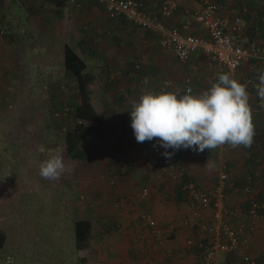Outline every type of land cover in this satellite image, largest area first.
<instances>
[{"label":"crops","instance_id":"0c3cea01","mask_svg":"<svg viewBox=\"0 0 264 264\" xmlns=\"http://www.w3.org/2000/svg\"><path fill=\"white\" fill-rule=\"evenodd\" d=\"M76 1L73 0V2ZM78 1L83 3V7H81L83 18L73 20L68 16H55V22L59 26L63 25L59 32L50 30L52 19H47L50 26L44 27V23L39 19L42 16L40 12L42 4L37 2L35 5L39 10L32 11L30 13L31 18H28L27 22L31 23L37 32H41V34H37L39 43H35L37 45L35 49L32 48L23 53V50H16L19 45L12 43V37H0V64L4 67L5 64L11 63L10 57H13L16 51L18 54H24L23 56L27 55V60L31 58L30 66L35 65L38 70H40L41 63L47 61L44 57H51L53 54L54 56L58 55L61 58L63 68L64 48L66 46L79 58L82 55L89 57V53H94L95 56L108 62L111 59L114 62L109 65L123 66L128 76H131L129 75L130 70L139 64V70L145 72L139 82L128 85L120 82L111 85V87H106L102 83L87 81L89 102L100 120L101 129L95 130L89 144H87L92 153L93 162L89 166L87 165L86 172L89 171L91 178L98 179L103 174L102 170L106 174L112 173L113 170V172H117L120 165L114 164L113 160H130L132 164L124 175L116 177L119 186L117 192L121 197L131 196L132 198L134 195L138 196L139 191L135 187L137 185L147 187L149 190L148 198L142 203L146 208L145 211L152 214L157 228L165 234V239L161 245H156L150 238L148 227L142 223L139 227L140 221L137 220V223H132L134 228L131 227L128 232L132 240L134 237L139 239L140 236L146 239L145 244H142L144 247L140 243L132 244V254L130 253L129 256L125 257L122 264H196L195 252L186 245V240L192 237L194 233L179 225L180 221L190 214L191 205L186 201L183 194L180 195V184L164 172L166 157L163 153L165 150L152 141L137 143L131 128L130 111L133 100H138L139 96L146 90L158 91L159 83L163 79L171 81L172 88L170 90L191 87L194 93H200L215 83L217 77L222 73L216 64H210L200 53L192 54L184 63L180 62L172 52L159 47L157 38L152 32L137 28L123 18L109 19L103 7L96 0ZM162 1L141 0V3L144 11L157 13ZM4 2H10L13 6H18L20 2L23 6L24 3L23 0H0V6H3ZM216 2L221 7L220 14L223 17L239 16L243 20L248 39L253 37L255 33H259V37L264 41V0H216ZM71 3V0H64V6L57 8L65 11L64 8L66 6L70 8L69 4ZM32 5L31 3L29 6ZM195 9H197L196 2L186 0L180 4L172 17L165 20V24L175 27L180 26L185 20H190L189 32L195 36L205 37V31L192 19V12ZM24 17L18 18L19 24H23ZM72 24L79 25L80 28L79 32L75 33L76 38L72 34L73 28L70 27ZM54 32L56 34H53ZM52 38L53 43L59 42L61 44L57 48L58 53L54 51L53 48L55 47L49 44ZM40 39L42 43H40ZM79 48L82 52L88 48V55L79 52ZM129 59L134 61L130 66L125 64ZM47 62L50 63V60L48 59ZM261 71H264V68L252 70L249 64H245L233 77L238 81L245 77L255 78V83L248 86L251 103L259 101L254 85L258 83V74ZM2 72V68H0V74ZM98 72L100 69H97ZM84 75L86 78V74ZM99 78L101 79V76ZM188 78L190 83L187 84ZM94 89H96L95 92ZM117 92L123 95L119 99V107L114 105L113 99L109 98L110 95ZM253 123L255 136L251 147L241 146L233 149L227 146L221 154L213 151L214 154H217L212 159L214 167L211 170L204 167L206 163L201 161L200 152L183 148L175 151L185 179L194 181L201 190H215L218 187L216 165L220 161H225L228 163L233 180L237 185L243 186L251 183L253 187L256 188L258 185L259 190L260 188L264 190V116L253 113ZM154 144L157 145L155 148L153 147ZM80 149L83 151L84 157L79 162H84L87 153L84 147H80ZM84 178L88 179V176ZM226 195L230 207L245 208L242 194L229 192ZM125 210L127 212L123 214L125 218L138 219L139 213L136 205H126ZM209 213L210 211L206 210L205 217ZM142 226L145 228L143 229ZM244 236L249 242L251 257L264 264V217L256 220L255 231L252 234L247 232ZM221 261L223 264H242L239 260H230L226 256H221Z\"/></svg>","mask_w":264,"mask_h":264},{"label":"rangeland","instance_id":"374dc122","mask_svg":"<svg viewBox=\"0 0 264 264\" xmlns=\"http://www.w3.org/2000/svg\"><path fill=\"white\" fill-rule=\"evenodd\" d=\"M23 1V6L21 2L18 6L10 2L0 6V37H12V43L19 45L16 50H23V53L35 49V43H39L37 34L41 32L27 22L31 18L30 13L39 10L35 5L37 2L42 4V18L39 19L44 27L50 26L47 19H52V32L63 28L55 22V16H68L73 20L84 16L81 14L83 3L78 0L72 1L70 8L66 6L65 11L57 8L64 6V0ZM31 3L33 5L29 6ZM23 16V24H19L17 20ZM70 27L76 38L79 25ZM49 44L58 53L57 48L61 44L53 43V38ZM79 52L88 55V48L83 52L79 48ZM89 54V57L82 55L80 59L85 66L86 78L94 83H102L106 87L120 82L128 85L139 82L145 75L139 70L128 76L123 66L109 65L114 62L111 59L108 62L94 53ZM23 55L15 51L10 57L11 63L4 67L0 64L3 71L0 74V235L3 237L0 264H122V260L132 254V244H145L146 239L142 236L132 240L128 232L138 219L123 216L127 213L126 205L130 204L136 205L138 213L145 211L140 198L144 186H135L139 193L132 197L135 199L132 202L131 196L121 197L117 192V179L115 185L110 184L111 179L118 176L114 170L109 174L102 170L103 174L98 179L89 176L86 167L93 161L87 144L93 133L80 144L87 153L84 162L73 161L66 155V133L77 124V82L67 74L64 66L62 68L58 55L44 57L51 64L47 61L41 63L40 70L35 65L31 67V58L27 60V55ZM133 62L129 59L125 64L130 66ZM97 69L100 72L97 73ZM121 96L117 92L109 98L119 107ZM97 128L101 129L100 124L96 125ZM57 152L64 158L65 171L55 180L42 178L40 164ZM112 162L121 165L131 161ZM227 191L225 188V194L230 192ZM261 197L264 200V193ZM79 220L90 222L91 233L85 243L76 245L73 226ZM141 223L139 227L144 224ZM228 258L238 260L234 255Z\"/></svg>","mask_w":264,"mask_h":264},{"label":"built area","instance_id":"2783aa9c","mask_svg":"<svg viewBox=\"0 0 264 264\" xmlns=\"http://www.w3.org/2000/svg\"><path fill=\"white\" fill-rule=\"evenodd\" d=\"M96 1L103 7L109 19L123 18L137 28L152 32L159 47L172 52L180 62L184 63L192 54L200 53L210 64H216L221 73H230L232 77L245 64H249L252 70L264 68V41L259 37V33L248 39L243 20L239 16L223 17L216 0H193L197 4V9L192 12V19L205 31V37L195 36L189 32L190 20H185L180 26L175 27L165 24V20L172 17L180 4L186 0H163L157 13L144 11L141 0ZM139 69V64H136L129 75L132 76ZM239 82L251 86L255 83V78L245 77ZM186 83H190L189 78ZM162 88L170 90L171 81L161 80L158 91ZM187 88L178 90L183 93ZM251 107L253 113L264 116V107H260V100L251 103ZM152 142L159 146L156 139ZM226 148L227 145L211 151L205 149L200 153V159L204 163L212 161L213 151L221 154ZM167 151L173 152L170 149ZM121 165L117 170L118 176L125 173L131 162ZM180 166L178 156L174 152L170 159L166 158L164 172L175 182L179 181L180 190L191 205L190 214L183 218L179 225L194 233L186 240V245L195 252L196 264H222L221 256L231 255L236 256L242 264H263L251 257L249 242L244 236L247 232L252 234L255 231L256 220L264 217V200L261 197L263 189L259 190L251 183L238 186L227 163L220 161L216 165L217 190L215 192L201 190L196 188L192 181L185 179ZM116 183V178L111 179V185ZM225 188L230 192L242 194L245 208L230 207L226 200ZM148 195L147 187L140 191L142 200L147 199ZM131 201L135 199L131 198ZM206 210L210 213L205 217ZM138 220L146 224L153 242L161 245L165 234L157 228L152 215L148 211H143L139 213Z\"/></svg>","mask_w":264,"mask_h":264},{"label":"clouds","instance_id":"9594fccd","mask_svg":"<svg viewBox=\"0 0 264 264\" xmlns=\"http://www.w3.org/2000/svg\"><path fill=\"white\" fill-rule=\"evenodd\" d=\"M254 87L260 107H264V71L258 74ZM250 99L248 83L239 82L230 73L220 74L200 93H194L191 87L183 93L167 88L146 90L132 101L131 128L137 143L156 139L169 159L182 148L200 153L225 145L248 148L255 136ZM204 167L211 170L214 164L208 160ZM64 171V158L57 152L40 164L39 174L55 180Z\"/></svg>","mask_w":264,"mask_h":264},{"label":"trees","instance_id":"16d2710c","mask_svg":"<svg viewBox=\"0 0 264 264\" xmlns=\"http://www.w3.org/2000/svg\"><path fill=\"white\" fill-rule=\"evenodd\" d=\"M64 69L76 80L79 93V103L75 106L77 124L71 132L66 133L65 152L71 160L81 161L84 153L80 149V144L95 132L96 125L100 123V120L89 102L86 88L88 79H85L83 74L85 66L82 60L67 46L64 48ZM73 233L76 245L85 243L91 233L90 222L87 220L76 221L73 226ZM2 243L3 237L0 235V248Z\"/></svg>","mask_w":264,"mask_h":264}]
</instances>
